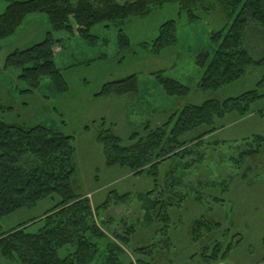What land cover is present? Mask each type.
Listing matches in <instances>:
<instances>
[{"label":"rangeland","instance_id":"374dc122","mask_svg":"<svg viewBox=\"0 0 264 264\" xmlns=\"http://www.w3.org/2000/svg\"><path fill=\"white\" fill-rule=\"evenodd\" d=\"M6 5V0H0V14ZM214 9H199L197 18L190 20L187 12L181 13L178 3H170L149 15L132 17L123 26L131 39L125 50L120 48L119 27L113 22L92 29V34L99 37L95 47L77 33L55 32V39L62 45L55 59L69 83V90L62 94L55 91L49 77L42 79L37 90L27 92L28 86L19 76L21 69L6 67L10 53L45 39L51 29L46 14L28 16L15 35L0 40V119L26 127L44 125L73 136L74 189L90 199L94 210L115 192L130 193L129 201L111 203L96 214L107 240L116 241L115 232L128 236L126 228L134 226L130 243L120 244L124 264H264V150L241 157L255 135H264V97L254 103L248 116L230 113L217 120V130L201 143L191 140L208 130L207 126L182 136V141L190 142L191 152L161 163L157 179L149 172L136 175L127 168L108 166L103 145L97 139L98 132L107 127L129 144L134 133L145 136L149 127L164 125L186 106L225 100L254 89L264 93V84L259 85L264 64L251 67L245 76L219 90L200 89L205 68L198 63L199 55L203 50L213 52L212 32L228 26L222 10ZM169 19L178 22L177 43L156 55L151 45ZM244 46L255 58H262L264 29L251 22ZM160 71L188 85L190 93L185 97L167 94L157 80ZM132 74L138 76L139 92L135 95H97L105 83ZM151 190L153 198L173 203L167 207L169 222L159 213L161 218L155 215L153 222L147 223L137 195ZM60 200L54 195L34 207L14 211L2 219L0 231L24 223L29 225V232L39 231L43 226L39 220ZM200 219L220 225L210 232L208 227H201L199 240L194 241L191 230ZM145 246H150V253L137 251ZM216 246L220 257L209 260ZM71 251L73 247L67 246L59 255L64 258ZM105 253L101 248L94 264H104ZM0 264L14 263L0 254Z\"/></svg>","mask_w":264,"mask_h":264},{"label":"trees","instance_id":"16d2710c","mask_svg":"<svg viewBox=\"0 0 264 264\" xmlns=\"http://www.w3.org/2000/svg\"><path fill=\"white\" fill-rule=\"evenodd\" d=\"M7 5L0 14V40L7 39L22 27L27 17L42 13L48 17L50 30L45 39L26 49H17L6 58V67L20 68V79L28 86L27 92L37 90L44 77H49L59 94L69 90L62 69L57 65L56 53L62 47L55 32L77 33L95 47L99 37L92 29L99 24L113 22L119 27V43L122 50L131 45L124 31L125 23L132 17L146 16L155 9L170 3H178L182 12L195 20L199 9L214 11L219 7L226 20L227 29L212 32L215 45L213 52L203 50L198 63L205 68L200 79L202 91L219 90L245 76L251 67L264 64V56L255 58L245 48V35L251 22L264 29V0H6ZM178 40V22L165 21L159 35L151 45L154 54L175 45ZM158 83L171 96L185 97L191 89L188 85L157 73ZM264 84V78L259 85ZM139 92L137 74L105 83L98 96H127ZM264 97L259 89L244 92L225 100L210 99L201 105H189L173 114L164 125L151 129L145 136L134 133L130 143L125 144L112 128L104 127L97 139L103 145L106 164L133 171L136 175L149 172L157 179L160 164L173 158L185 157L191 150L188 141L181 138L186 133L201 127H209L199 137L191 140L201 143L203 138L217 130L216 122L230 113L241 117L252 113L254 103ZM173 123V125H172ZM170 125H172L170 129ZM197 143L196 145H199ZM264 150V135H255L241 157L254 156ZM76 147L73 136L44 125L26 127L0 119V228L2 219L23 207H34L40 200L59 195L61 200L46 211L39 220L43 226L31 233L29 225L20 224L9 231H0V254L14 264H94L101 248L105 250L104 264H124L123 247L128 245L135 231L126 228L123 236L115 232L116 241L107 240L96 214L111 203L129 201L130 193L115 192L96 210L90 199L74 189ZM154 191L137 196L145 209L147 223L154 216L169 222L167 207L172 202L153 198ZM164 209V210H162ZM161 213V214H159ZM220 223L207 224L197 220L191 230L194 241L199 240L200 228L218 227ZM167 227H164V232ZM119 242V243H118ZM170 238L166 243L170 244ZM73 247L64 258L60 249ZM209 260L220 256L218 246ZM150 246L138 248L139 253L148 254ZM231 248L222 254L224 257ZM148 251V252H147ZM130 264H133L132 262ZM140 264H148L140 261Z\"/></svg>","mask_w":264,"mask_h":264}]
</instances>
